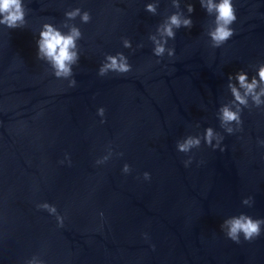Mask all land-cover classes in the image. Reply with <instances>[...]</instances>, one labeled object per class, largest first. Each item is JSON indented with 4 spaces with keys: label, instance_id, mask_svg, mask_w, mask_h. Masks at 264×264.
Masks as SVG:
<instances>
[{
    "label": "water",
    "instance_id": "water-1",
    "mask_svg": "<svg viewBox=\"0 0 264 264\" xmlns=\"http://www.w3.org/2000/svg\"><path fill=\"white\" fill-rule=\"evenodd\" d=\"M187 3L193 27L161 35L168 16L189 15ZM233 3L235 34L219 48L207 34L215 13L199 0L179 9L173 0H24L25 27L0 25V264H264V226L240 243L221 228L240 214L264 219V104L240 105L228 87L229 75L244 70L251 82L264 64V0ZM75 8L91 22L67 19ZM45 23L83 33L69 79L37 59ZM150 36L168 40L163 57ZM121 52L132 71L98 75L106 55ZM225 105L243 110L242 130L221 127ZM208 127L224 151L203 142ZM188 136L201 146L179 152ZM45 203L63 226L37 207Z\"/></svg>",
    "mask_w": 264,
    "mask_h": 264
},
{
    "label": "clouds",
    "instance_id": "clouds-1",
    "mask_svg": "<svg viewBox=\"0 0 264 264\" xmlns=\"http://www.w3.org/2000/svg\"><path fill=\"white\" fill-rule=\"evenodd\" d=\"M201 7L206 11L208 15L215 13L214 24L215 27L208 31V36L211 39L212 46L219 48L224 45L235 34V30L232 25L237 21L236 8L233 0H199ZM157 4L148 3L145 10L153 15L157 13ZM173 6L177 9L181 7L180 0H173ZM188 16L182 18V12H175L167 17L166 21L158 27V31L161 35L175 39L176 31L180 28L191 29L193 27V20L191 15L195 11V7L192 3H187ZM65 16L69 20H75L80 17L83 23L91 22L92 16L88 11H82L81 8H75L71 11H67ZM0 25L6 26L9 29L24 28L26 25V12L24 0H0ZM67 27V25H64ZM83 33L80 28L73 25L67 33H64L60 28L52 23H45L42 26V30L39 33V39L37 40V59L47 60L53 69V75L58 79H69L73 77V65H76L80 59L79 49L77 41L82 39ZM149 39L155 41V48L153 49L154 55L157 57H163L166 51L165 45L168 40L165 39L164 43L156 40L154 36H150ZM123 46L125 48H132L131 40L125 38L123 40ZM138 47H143L139 45ZM168 56L175 55V49H167ZM159 62V61H158ZM132 71V65L129 63L128 57L124 53H117L116 55L108 54L105 57L104 62L101 64L98 75L106 76L109 72H115L118 74H125ZM230 83L228 87L231 90V95L234 97V101L240 105H248V97H251L257 106L264 104V100H261V96H264V89H260L257 92L261 83H264V64L259 67L258 75L251 78L249 82V75L246 71L240 70L234 75L228 77ZM70 87L76 86V80H70ZM243 90V94L241 93ZM105 108L98 109V115L103 117L105 115ZM220 122L221 127L229 134L234 133L236 130L233 127H229L235 123L238 126V130H242V118L241 110L234 111L229 106L225 105L220 108ZM103 122V121H102ZM213 140L216 142L213 143ZM224 140V136L219 132H215L213 127H208L205 130L203 142L213 149H220L221 142ZM264 144V141H261ZM201 146V139L196 136H188L183 143L177 142V149L182 153H189L193 148H199ZM120 155H123L121 153ZM70 162V160H69ZM192 162L189 158L186 160L185 166L187 167ZM63 163V161H61ZM124 173L131 172V166L125 164L123 167ZM144 179L150 180L151 175L148 172L143 174ZM254 201L252 197H248L243 200V204L251 207ZM40 209H46L50 214L56 216L60 226H63L64 217L58 214L57 208L49 203L39 204L37 206ZM103 216V213L100 214ZM262 226H264V219H254L247 214H240L233 216L230 219L224 221L221 225L222 230L226 229L225 234L228 238L236 243H240L241 234L246 241H253L261 235ZM27 264H35L34 260L27 261Z\"/></svg>",
    "mask_w": 264,
    "mask_h": 264
}]
</instances>
